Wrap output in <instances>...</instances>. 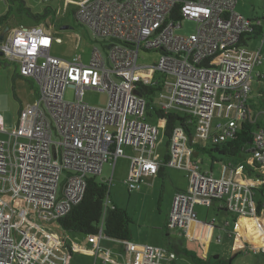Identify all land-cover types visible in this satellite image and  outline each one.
Segmentation results:
<instances>
[{
	"label": "built area",
	"instance_id": "2783aa9c",
	"mask_svg": "<svg viewBox=\"0 0 264 264\" xmlns=\"http://www.w3.org/2000/svg\"><path fill=\"white\" fill-rule=\"evenodd\" d=\"M237 1L68 0L66 8L74 4L75 18L106 43L107 55L95 47L89 63L80 55H53L54 36L45 25L9 29L0 42L1 57L32 79L39 94L22 110L15 131L0 128L8 134L0 138V264H68V254L61 252L64 243L43 224L57 221L80 202L87 178L100 176L105 163L112 166L111 176L102 178L111 182L116 161L124 156L130 159L124 181L130 191L156 178L161 167L187 172L188 188L174 196L169 229L180 228L190 237L189 228L198 221L196 205L211 208L217 201L236 215L231 233H238L242 217L260 218L256 192L264 184V107L255 108L250 93L253 69L264 58L248 44L252 25L262 26V19L235 11ZM185 19L196 22L195 32H176ZM141 51H158L160 57L142 65ZM139 82L157 88L156 106L181 113L193 127L192 133L184 125L173 129L163 159L155 154L159 127L147 121L149 98L139 92ZM68 88L75 91L72 101L64 96ZM87 90L106 92L107 103L86 102ZM241 123L256 126L240 152H250L253 162H222L219 176L202 170L194 159L200 152L195 145L210 141L220 146L236 137ZM159 124L164 127L165 121ZM111 200L108 194L105 204ZM87 236L96 257L122 264L100 245L106 237L102 225ZM122 242L123 264L177 259L163 246ZM246 247L264 252V247Z\"/></svg>",
	"mask_w": 264,
	"mask_h": 264
},
{
	"label": "rangeland",
	"instance_id": "374dc122",
	"mask_svg": "<svg viewBox=\"0 0 264 264\" xmlns=\"http://www.w3.org/2000/svg\"><path fill=\"white\" fill-rule=\"evenodd\" d=\"M22 1L26 7L35 13L43 12L47 7L55 12V16L38 22L33 18L27 17L20 13L18 8ZM68 0H0V16L6 14L10 10V19L6 26L13 28L19 25H45L51 28L54 36V43L51 53L63 59H72L80 55L84 63H89L92 51L95 47L101 48L103 54L107 55L105 42L95 39L89 29L81 24L74 15V4L66 3ZM235 11L249 18L262 19L264 28V0H238ZM64 26H67L66 28ZM5 30V26H0V33ZM196 31V22L194 20H183L182 26L176 29V32L182 35H188ZM248 47L253 50H260L264 58V31L258 37L254 35L249 39ZM160 57L158 51H141L139 63L142 65H152L157 62ZM264 60L260 64L255 65L253 69V83L251 90L250 102L255 108L264 107ZM159 73L156 74L158 77ZM33 82V81H32ZM20 76L16 64L6 60L0 56V128L6 131H15L18 125L20 110L31 104L38 92L37 85ZM16 94V95H15ZM16 96V97H15ZM66 100L75 99V91L68 88L65 91ZM156 100L157 94H153ZM84 100L92 105L104 106L108 100V94L103 91L87 90L84 94ZM147 121L159 127L158 141L155 147V154L159 158H165L168 154L169 137L165 134V128L159 124L156 115L148 117ZM0 138L7 139L8 134L0 132ZM213 149L214 145L208 141L206 146ZM127 154H131L129 148L126 149ZM195 160L200 162V166L204 171H214L215 176H219L222 162H231L234 165L252 161L250 152H243L238 156L222 155L216 150L212 152L200 151ZM246 164V162H244ZM112 166L105 163L103 172L99 178L109 180L111 176ZM130 170V159L128 156L119 157L116 161L115 172L110 182V197L118 206L125 208L133 219L131 224L132 240L137 243H150L153 245H161L170 250L172 243L182 244L183 247L194 249L202 256L203 251L208 245V254L229 258L237 253L234 264H264V254L262 251L253 252L246 248L250 243H245L243 239L252 242L257 246H264V219L261 218H245L242 217L238 230L241 234L234 232V214H229L225 209H220L222 201H217L208 208L207 206L196 205L195 211L198 214V220L217 226L214 228L212 237L207 243L200 238H189L187 234L180 228L169 229L167 226L168 215L173 205L175 193L179 189H187L189 180L187 172L175 167H168L164 177L146 178V183L140 190L130 191L124 182ZM66 173L61 176L59 189H61ZM160 197L162 198L160 200ZM257 199V196H256ZM259 216L264 218V211ZM263 222V225H261ZM228 223V224H227ZM49 230L57 232L63 237L64 231L60 228L58 222L43 224ZM72 234L83 237L79 233L68 231ZM242 235V236H241ZM221 238L218 241V238ZM243 237V238H242ZM106 242L104 249H111L114 253L122 251V245L119 241L104 239ZM124 251V249H123ZM122 251V252H123ZM176 252V251H175ZM176 264H194L189 257L182 252H176ZM94 257L82 253L74 254L70 259V264H94ZM101 264V261H98Z\"/></svg>",
	"mask_w": 264,
	"mask_h": 264
},
{
	"label": "trees",
	"instance_id": "16d2710c",
	"mask_svg": "<svg viewBox=\"0 0 264 264\" xmlns=\"http://www.w3.org/2000/svg\"><path fill=\"white\" fill-rule=\"evenodd\" d=\"M18 10L20 13H23L27 17L33 18L38 22H42L49 17L56 15L54 11H51L50 7H47L41 13H35L31 11L30 8L26 7L23 1ZM9 19L10 10L6 14L0 16V26H6ZM263 31V24L262 26L252 25L249 39H252L254 35L258 37ZM27 79L31 82L33 81L30 78ZM138 85L140 86L139 92L149 98L146 111L147 119L148 117H153L154 115H156L158 119H163L165 121V134L168 137L171 136L173 129L179 125H184L187 132L192 133L193 127L192 125L186 123V116L176 111H169L166 113L161 108L156 106L154 102H152V96L157 90L156 87L140 82ZM38 94L39 92H37V95ZM23 109L20 110V114ZM255 128L256 126H250L249 123H241L240 129L234 139L224 142L220 146H214L213 149L201 147L199 145H195V147L198 151L212 152V150H216L222 155L238 156L243 150V147L251 141L252 131ZM166 171V167H161L159 176L164 177L166 175ZM108 194L110 195V182L104 180L103 178H99V176L96 175L89 176L87 178V186L82 200L77 204H74L71 210L59 218L56 222H58L60 228L65 234L70 231L79 234L92 235L96 234L102 225L103 232L106 237L121 241L131 240V224L133 223V219L125 208L118 206L114 203V201L111 200L110 205L105 204ZM256 196L258 201V214H260L261 211L264 210V184L257 189ZM161 199L162 198L160 197V200ZM219 208L225 209L224 207ZM232 235L233 233H230V236ZM246 246H248V244H246ZM171 247L174 248L177 253H184L194 264H234V259L237 256L236 253L229 258L221 257L219 254L204 257L193 249L183 247L182 244L172 243ZM249 252L250 250L246 251V253ZM262 253L264 254V252Z\"/></svg>",
	"mask_w": 264,
	"mask_h": 264
},
{
	"label": "crops",
	"instance_id": "0c3cea01",
	"mask_svg": "<svg viewBox=\"0 0 264 264\" xmlns=\"http://www.w3.org/2000/svg\"><path fill=\"white\" fill-rule=\"evenodd\" d=\"M6 27V26H5ZM47 27V26H46ZM50 31H51V28L50 27H47ZM10 29V28H9ZM9 29L6 31V32H4V36H6L7 34H8V31H9ZM2 32V33H3ZM52 32V31H51ZM2 33H0V34H2ZM52 49V48H51ZM36 97H37V94H36ZM34 102V101H33ZM32 102V103H33ZM167 169V168H166ZM159 174H160V172H159ZM159 174H158V176L157 177H160L159 176ZM156 177V178H157ZM188 177V176H187ZM148 178H150V177H148ZM153 179V178H152ZM155 179V178H154ZM153 179V180H154ZM188 188V187H187ZM141 189H142V187H141ZM186 189H179V190H177V192L178 191H185ZM176 192V193H177ZM175 193V194H176ZM229 214H231V213H228V215ZM235 218H236V215H234V220H235ZM245 218H253V219H255V217H245ZM260 218L263 220L264 218L262 217V216H260ZM206 222H202V221H197L195 224H193L190 228H189V231H188V233L190 234V237L189 238H200V239H203V240H205L207 243L210 241V239H211V237H212V234H213V231H214V228H216L217 226H215V225H213V227H212V225H210V224H206ZM228 224V223H227ZM261 225H263V222H262V224ZM237 229V228H236ZM57 235H58V237H59V239L62 241V243H64V246H65V248L64 249H62V251L61 252H63V253H67L68 254V257H69V262H68V264H70V259H71V257L74 255V254H76V253H82V254H86V255H89V256H93L94 257V264H98V261L100 260L101 261V264H110V263H105V262H103V258L101 257V256H98V257H96V255H95V253H94V250H93V244L88 240V236L87 235H85V234H80L81 236H83V237H81V238H79L78 236H74V235H72V234H65L64 233V236L62 237L61 235H60V233L58 234L57 232H55ZM238 233L239 234H241V231L240 230H238ZM242 236V235H241ZM243 238V237H242ZM104 239H110V240H115V239H111V238H108V237H105V238H103V239H101V241H100V245L101 246H105V244H106V242H103L104 241ZM219 239V238H218ZM132 240V239H131ZM244 240V242H247V243H251L252 244V246L253 247H258V248H261V247H264V246H257L256 244H254V243H252V242H248V241H246L245 239H243ZM116 241H119L120 243H121V245H122V248L124 249V251H123V249H122V251L120 252V253H114L113 252V255H114V257H115V259L119 262V263H124L125 261H126V257H127V255H126V249H125V246H124V244H123V242L121 241V240H116ZM132 241H134V240H132ZM134 242H136V241H134ZM142 244H150V243H142ZM153 245V244H152ZM157 246H161V245H157ZM106 247V246H105ZM109 248H107V250H108ZM109 250H111V249H109ZM194 250V249H193ZM112 251V250H111ZM61 252H59V253H61ZM200 254V253H199ZM203 254L205 255L204 257H206V256H208L209 254H208V245H207V247H206V249L203 251ZM176 261H173V262H171L170 264H173V263H175ZM176 264V263H175Z\"/></svg>",
	"mask_w": 264,
	"mask_h": 264
},
{
	"label": "water",
	"instance_id": "95a60500",
	"mask_svg": "<svg viewBox=\"0 0 264 264\" xmlns=\"http://www.w3.org/2000/svg\"><path fill=\"white\" fill-rule=\"evenodd\" d=\"M64 27L66 28L67 26H64ZM8 29H9V27L6 26L4 32H6ZM4 32H3L2 34H0V42H2L3 39H4ZM2 55H3V53L0 51V56H2ZM198 153H199V152L195 151V152H194V155L197 156Z\"/></svg>",
	"mask_w": 264,
	"mask_h": 264
}]
</instances>
